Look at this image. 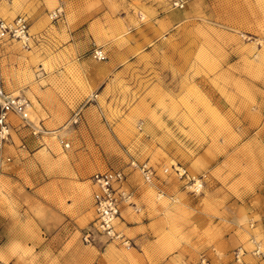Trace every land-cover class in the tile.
<instances>
[{
	"label": "rangeland",
	"instance_id": "rangeland-1",
	"mask_svg": "<svg viewBox=\"0 0 264 264\" xmlns=\"http://www.w3.org/2000/svg\"><path fill=\"white\" fill-rule=\"evenodd\" d=\"M173 1L67 0L56 6L63 19L103 14L106 28L119 41L128 39L123 47L143 44L127 59L115 45V56L106 52L99 61L91 49L104 46L92 40L82 55L87 67L114 63L99 85L86 76L88 69L71 67V58L49 39L38 58L28 54L32 42L29 48L0 44L16 56L11 75L30 92L9 91L1 79L5 89L32 101L27 122L11 121V136L34 126L31 136L49 137L40 153L27 152L30 162L17 163L18 173L0 189V253L12 257L3 264H195L201 256L209 264L226 263L228 256L236 264H264V0H186L183 8ZM50 11L47 18L56 25L62 18L52 21ZM117 19L128 28L123 34ZM48 155L56 163L47 168L65 170L74 180L106 169L128 173L142 209L135 216L127 207L117 224L134 241L130 246L92 229V209L82 229L72 221L53 235L45 229L41 207H27ZM134 160L154 168L151 184L131 166ZM176 166L190 180L178 176ZM143 223L144 232L128 229ZM33 224L43 229L42 240L50 237L45 243L31 244ZM88 229L90 244L83 240Z\"/></svg>",
	"mask_w": 264,
	"mask_h": 264
},
{
	"label": "crops",
	"instance_id": "crops-1",
	"mask_svg": "<svg viewBox=\"0 0 264 264\" xmlns=\"http://www.w3.org/2000/svg\"><path fill=\"white\" fill-rule=\"evenodd\" d=\"M63 4H67V0H2L0 1V15L9 20L14 19L18 15H24L27 17L30 24L29 31L33 46L28 54H37L36 56L32 55L33 58H38L41 55V53H38V50L41 49L42 45H46L43 43V39H49V42H52L50 46L52 44L56 45L53 48L54 50L58 48L57 50H59L61 54L67 56L66 60L71 58V67H73L74 64H77L78 67L82 68L85 72L88 69V74H86V76L89 77L92 84L99 85L103 82L110 68L114 66V63L111 64L110 61H106L98 66L96 71H93L87 67L88 61H85L82 55L89 49V44L92 40H95L97 43L104 46L103 50L105 53L107 52L108 56L112 55L113 57L115 55L114 52H112V49L115 45L123 47L124 40L128 39L124 38L123 41H119L117 34H115V30H111L110 32L108 28H106L104 21L106 16L96 12L91 15H87V13H78L77 15L66 16L65 19L62 18V20L56 25L50 24V21L47 18L48 11L56 6H62ZM117 23L122 34L124 29L128 30L127 27L124 28L123 24L125 21L122 19H117ZM49 36L53 38V40ZM131 36L132 35H130V37ZM134 36L135 35H133V37ZM6 43L15 44L12 42ZM6 43L4 42V44ZM142 47H144L142 43L130 44L128 48L123 47V51H119L120 55H118L121 59H127ZM9 50L10 48L6 47L5 49L4 45L3 47H0V77L5 82V87H7L9 91L14 92V90L18 89L19 91H22V93L24 92V95L29 94L30 90H23L22 79L18 78L16 75H11L12 71L15 72L17 70V67L12 65V62L17 60V58L12 53H8ZM45 51H47L46 57L49 56L50 54L48 53V48H46ZM66 53H69V56ZM56 55H59V53ZM79 60L82 61L79 62ZM39 61L41 60H38V63ZM26 97L32 104L31 99L28 96ZM11 116L12 120L10 118V121H13L14 123V121H16L15 119L18 117L15 115ZM15 124H17V122ZM42 125L44 126L45 122H43ZM40 127L42 126L40 125ZM32 128L35 129L34 126ZM32 128H18L19 130L17 129V132L13 133V143L3 150L5 157L10 156L11 158H14V163L12 165H8L10 162H5V157H3V164H1L0 161V189H4V184H10L15 177V174L18 173L19 170L16 168L17 163L25 164L30 162V159L28 158L29 154L27 153L29 150L32 151V156H34L46 148L49 137L41 135L39 139H37L38 137L34 138L31 136ZM24 138H27L28 141L30 140V144L27 141L29 146L28 149L23 143ZM1 152L2 151H0V159L2 155ZM45 159L46 160L42 161L41 169L46 167L45 169H47V171L42 173L43 180L38 183L39 185L32 184L34 186V191H32L30 195V205L27 209L31 206L35 208L41 207L43 215L46 216V218H44L46 223L43 225H45V229L51 235L55 234L56 229L58 228L59 232L66 228L71 221L74 225H76V228L78 226V228L82 229L85 224L89 223L91 209L93 210V208H91L92 194L95 190V186L92 184L90 179H86L84 181L74 180L71 178L72 175L66 174L65 170H53L54 167L47 168V163L55 166L56 158L48 155ZM127 186L132 189L128 181ZM136 204L140 205L138 201H136ZM126 208L127 206H123L121 209L122 218L125 216L122 212L124 213L125 211L123 210H126ZM1 209L3 208H0V214L3 215L4 212H2ZM131 212L134 213L135 216H138L142 211L135 213L133 210H130V213ZM125 221L123 222L128 223ZM56 224L58 227H56ZM147 224L148 223L137 224L128 227V229L132 233L144 232L146 231L145 227ZM6 229L7 228L4 224V227H2L1 230L4 231ZM117 229L120 230L118 226ZM31 231L36 234L34 237L36 241L31 243L33 246L45 243L44 241H47L50 238L47 237L45 238L46 240H42L39 236L40 232L44 231L42 228H36L34 224ZM121 232L124 236L129 238L124 231ZM129 239L132 240L131 238ZM11 258L12 257L5 256L0 253V264H3ZM226 259H229L228 262L221 264H236L233 263V256H228Z\"/></svg>",
	"mask_w": 264,
	"mask_h": 264
},
{
	"label": "built area",
	"instance_id": "built-area-1",
	"mask_svg": "<svg viewBox=\"0 0 264 264\" xmlns=\"http://www.w3.org/2000/svg\"><path fill=\"white\" fill-rule=\"evenodd\" d=\"M185 3L186 0L173 1L175 8H183ZM62 16V7H56L49 12V18L52 21H57ZM29 27V20L24 15H18L12 20H7L0 15V44L17 42L22 48H29L31 42ZM91 56L99 61L107 58L106 53L100 46L91 49ZM30 109L29 99L23 94H14L7 91L0 78V150L12 142L10 116L15 115L22 121L27 122ZM77 120L75 118L74 123H77ZM4 161L9 162L11 158L5 157ZM131 166L139 170L144 182L151 184L155 180L156 171L147 163H137L134 160L131 161ZM174 171L178 176L183 177L185 175L190 180L189 175L183 168L176 166ZM167 172L168 168H164L163 173ZM127 177V172L118 169H106L91 174L90 180L95 186L92 194V208L95 215L92 229L112 241H119L123 245L130 246L132 241L117 229L118 221L122 218L121 209L123 206H127L135 213H139L141 208L136 204L134 190L127 186ZM193 187L194 189H200L202 184L195 180ZM91 239L92 230L88 229L83 235V240L85 243L90 244ZM239 251L236 253V258H239ZM195 264H209V261L205 256H201Z\"/></svg>",
	"mask_w": 264,
	"mask_h": 264
}]
</instances>
